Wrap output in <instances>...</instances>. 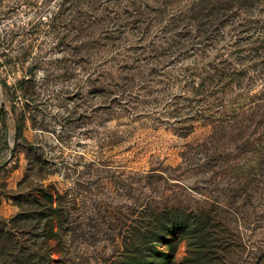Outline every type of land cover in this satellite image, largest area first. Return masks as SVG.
<instances>
[{"label":"rangeland","instance_id":"rangeland-1","mask_svg":"<svg viewBox=\"0 0 264 264\" xmlns=\"http://www.w3.org/2000/svg\"><path fill=\"white\" fill-rule=\"evenodd\" d=\"M0 49V264H264V0H0Z\"/></svg>","mask_w":264,"mask_h":264},{"label":"trees","instance_id":"trees-1","mask_svg":"<svg viewBox=\"0 0 264 264\" xmlns=\"http://www.w3.org/2000/svg\"><path fill=\"white\" fill-rule=\"evenodd\" d=\"M219 75V74H218ZM262 100H263V102H264V98H262ZM253 101V100H252ZM160 223V222H159ZM161 226V229L163 230V232H166L167 230H166V225H164V224H162V225H160ZM159 226V227H160ZM146 232H149V230L147 231L146 230ZM146 234L145 233H143L142 234V237H141V239H142V243L141 244H139V246H141V249H143V251H146L147 253H146V255H148V254H150L151 253V250H152V247H151V244H150V242H152L154 239H148V237L146 238ZM138 248V247H137ZM137 248H136V250H137Z\"/></svg>","mask_w":264,"mask_h":264},{"label":"built area","instance_id":"built-area-1","mask_svg":"<svg viewBox=\"0 0 264 264\" xmlns=\"http://www.w3.org/2000/svg\"><path fill=\"white\" fill-rule=\"evenodd\" d=\"M0 54H1V49H0Z\"/></svg>","mask_w":264,"mask_h":264}]
</instances>
